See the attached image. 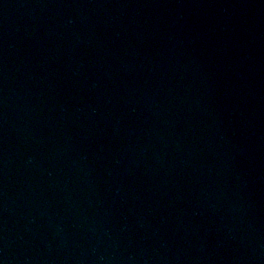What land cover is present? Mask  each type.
Returning <instances> with one entry per match:
<instances>
[{
	"label": "water",
	"instance_id": "water-1",
	"mask_svg": "<svg viewBox=\"0 0 264 264\" xmlns=\"http://www.w3.org/2000/svg\"><path fill=\"white\" fill-rule=\"evenodd\" d=\"M0 264H264V0H0Z\"/></svg>",
	"mask_w": 264,
	"mask_h": 264
}]
</instances>
